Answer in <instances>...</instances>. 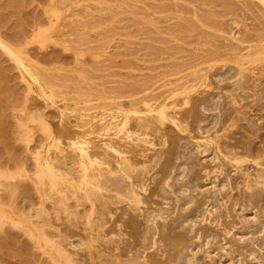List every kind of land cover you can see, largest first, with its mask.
<instances>
[{
  "label": "rangeland",
  "instance_id": "1",
  "mask_svg": "<svg viewBox=\"0 0 264 264\" xmlns=\"http://www.w3.org/2000/svg\"><path fill=\"white\" fill-rule=\"evenodd\" d=\"M236 29L239 33L232 35ZM15 56L30 61L61 90L75 87L94 98L106 92L119 96L122 103L128 102L133 90L143 102L145 92L166 82L187 91L199 84L197 77L208 67L234 63L241 75L220 89L218 110L225 124L213 134L229 138L234 132L233 140L245 139L240 143H245L243 153L233 151L249 159L241 171H232L228 162L221 168L232 188L226 202L229 213L234 214L232 203L246 167L252 171L264 167V3L260 0H0V264H133L140 261L139 252L150 240L148 217H143L147 220L142 218L139 246L131 259L117 258L101 246L95 233L101 221L98 215L104 213L98 204L100 189H111L113 173L97 172L91 179L94 183L82 187L76 184L77 159L68 155L67 162L72 160L75 169L71 168L64 186L60 175L37 166L45 153L38 129L48 130L59 112L30 87ZM243 90L252 95L249 103L238 95ZM77 145L82 146L83 140ZM56 161L51 157V163ZM49 179L57 184L51 186ZM63 226L87 230L82 255L63 253ZM227 250L228 261L218 264L236 263L237 253ZM198 260L213 262L202 254Z\"/></svg>",
  "mask_w": 264,
  "mask_h": 264
},
{
  "label": "bare ground",
  "instance_id": "2",
  "mask_svg": "<svg viewBox=\"0 0 264 264\" xmlns=\"http://www.w3.org/2000/svg\"><path fill=\"white\" fill-rule=\"evenodd\" d=\"M60 13L65 16V12ZM15 61L30 87L59 112L48 130L38 129L45 153L37 159V166L60 175L64 186L65 178L75 169L72 160L67 162L68 155L77 159L75 170L80 176L76 184L82 187L93 184L91 179L97 172L115 175L111 189H100L98 204L104 213L98 215L101 221L95 227L101 246L109 254L131 259L139 246L142 218L148 217L149 245L139 252L140 261L133 264H200L199 254L218 264L228 261L227 247L237 253L235 264H264V167L242 171L239 195L232 203L234 214L229 213L226 202L232 188L222 169L228 162L232 171H241L249 159L236 151L243 153L240 143L245 139L233 140L231 130L229 138L213 135L224 122L218 110L220 89L241 75L236 64L208 67L197 77L199 84L187 91H178L166 82L145 92L141 102L133 90L123 104L119 96L106 92L94 98L75 87L61 90L27 59L15 56ZM243 92L238 95L243 103H249L252 95L247 91L244 96ZM42 118L49 120L44 115ZM80 139L83 147L77 145ZM51 157L62 161L55 165ZM49 183L57 184L53 179ZM80 192L85 196L84 190ZM225 209L227 214L223 215ZM60 229L65 235L63 253H81L87 230Z\"/></svg>",
  "mask_w": 264,
  "mask_h": 264
}]
</instances>
